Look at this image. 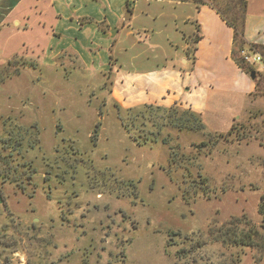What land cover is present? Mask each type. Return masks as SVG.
<instances>
[{
  "label": "rangeland",
  "instance_id": "1",
  "mask_svg": "<svg viewBox=\"0 0 264 264\" xmlns=\"http://www.w3.org/2000/svg\"><path fill=\"white\" fill-rule=\"evenodd\" d=\"M210 1L223 10L237 4L201 0ZM246 2L245 15L264 18V0ZM179 3L135 0L138 19L131 24L136 39L143 40L112 56L114 67H162L184 55L205 86L237 89L225 69L230 29L213 31L208 25L201 47L187 58L183 47L195 46L194 18L203 6ZM183 18L192 19L183 23ZM201 18L220 17L203 9ZM262 23L254 29L257 44H264ZM36 34L10 33L4 56L15 55L0 65V118L11 116L23 127L20 158L0 148V264H236L237 259V264H264L259 212L264 204V75L259 77L264 61L246 64L256 73L253 82L250 72L244 73L254 86L250 96L210 94L203 133L162 128L165 114L152 110L155 126L142 129L136 121L135 142L107 99V75L70 63L39 66L44 38L39 35L33 49L23 46ZM244 51L254 55L247 46ZM97 123L100 132L93 141ZM30 128L37 133L36 146L29 144ZM139 136L152 142L143 145ZM209 137L210 150L202 147ZM4 138L0 122V141ZM235 219L238 233L245 228L243 220L257 230L254 247L222 244ZM173 233L180 235L167 246Z\"/></svg>",
  "mask_w": 264,
  "mask_h": 264
},
{
  "label": "crops",
  "instance_id": "2",
  "mask_svg": "<svg viewBox=\"0 0 264 264\" xmlns=\"http://www.w3.org/2000/svg\"><path fill=\"white\" fill-rule=\"evenodd\" d=\"M186 1L197 0H179V4ZM134 3L135 0H0L2 36L0 65L9 64L15 55L4 56L6 40L11 37L10 33L33 32L37 33V37H34V41H27L23 46L33 49L37 46L39 35L44 38V45L37 61L39 66H63L70 63L100 75L111 71L114 76L109 97L123 110L143 105L161 107L177 105L190 109L203 118L211 93L220 91L243 97L252 94L253 85L248 84L246 75L231 59L232 49L229 59L225 61V69L231 76L229 80L236 84L237 89L229 82L231 87L228 89L216 87L218 90L214 91V85L205 86L200 75L197 79L194 78L196 69L193 68L190 72L189 61L183 58L184 55L177 59L178 63L172 59L162 67L136 66L131 71H121L112 67L110 63L112 56L131 50L143 40V37L136 39L138 36L131 24L138 19L134 18ZM202 6L198 10V17L194 19L200 27V32L205 36L196 47H201L199 43L206 38L205 29L211 24L213 26L210 29L213 31L214 28L218 31L223 28L230 29L228 45L232 46V29L221 18H201L203 9L214 12L208 6ZM189 19L192 18H183L182 21L186 23ZM173 20L177 23L180 18ZM81 21L83 23H80ZM262 22H264L262 15L247 12L243 24V39L252 52L264 56L260 52L264 51V44H257L254 38V29L260 28ZM183 38L186 40L185 35ZM187 47L188 45L183 49L186 50ZM183 53L185 54V51ZM263 75L259 74V77Z\"/></svg>",
  "mask_w": 264,
  "mask_h": 264
},
{
  "label": "trees",
  "instance_id": "3",
  "mask_svg": "<svg viewBox=\"0 0 264 264\" xmlns=\"http://www.w3.org/2000/svg\"><path fill=\"white\" fill-rule=\"evenodd\" d=\"M214 1L219 2L220 0H214ZM195 2H198V4H201V5L208 4L215 11V13L226 23V25H228L232 29L233 39H232L231 59L243 73L249 74L251 69L247 67V65L243 62L240 56L241 51H243L245 46H247L243 39V24H244V18H245V10L247 6L246 0H237V4H234L231 9L226 8V10L221 9L219 6L215 5L212 1H210L209 3H205V2H201L197 0ZM80 23H83V22L81 21ZM200 40H201L200 27L196 25L195 35L193 37L194 45L196 46ZM195 46L192 47V49L187 48V50L185 51V55L187 58H189L190 54H192V51H194V53L196 52L197 47ZM114 61L110 60L112 67L114 66V63H113ZM251 73L252 72H250V74ZM104 75H107L106 79L108 81V85L110 86V89H107V90H108V93L110 94L114 75L111 71ZM257 87H259L258 82L255 85V88ZM107 99H110V97L108 96ZM104 100H103V104L106 105ZM110 100H111V104L113 105V107L117 110L118 118H119L122 128L127 132L129 138L135 142H137L138 140L136 138L137 140L136 141L134 139V136H131V133H132L131 128L135 127L134 124L136 121L139 123L138 127L142 129H144L148 125L151 128L155 126L154 121L152 120L153 118L151 117L152 110H158V111L163 112V114H165V116L163 115L164 124L162 125V128L163 127L170 128L171 130H176L179 133L183 131H187V132L198 134V133H203L205 131V126L202 121V116L200 114H197L191 111L190 109H184V108L178 107L177 105H172L170 107L143 105L138 108L123 110L116 102H114L112 99ZM131 115L134 116V119L129 120L128 122L129 124H128L127 122H125V120L130 119ZM3 118L4 117L0 118V122L2 125V132L4 133L5 138L0 141L1 152L9 150V154L11 156L15 154L17 158H20L21 157L20 150H21V146L23 145L22 138H21L22 133H20V130H22L23 127L19 126L17 121L11 116H8L6 119H3ZM100 127H101V123H97V125L95 126L93 130V134L95 136L93 141L96 140L100 132ZM231 131H232V128L230 129L228 134H231ZM28 133L30 134L28 137L30 141L29 144L36 146L38 144L37 143V140H38L37 133L34 132L33 128H30ZM156 134L160 135L159 132ZM149 135H152V133H150ZM139 137H140L139 139L143 141V145H146L148 142H152V140L143 139L141 136ZM160 142L164 145H167L168 140L162 139L160 140ZM212 146H214V141H213V138L211 139L209 137V140L205 144H203L202 147H206V148L208 147V149L210 150V147ZM0 200L4 204L1 192H0ZM259 212L261 216L263 217V222H264V204L259 207ZM239 221L240 220L235 219L234 223H232L230 226V229H231L230 232L229 233H227V231L224 232L225 238L222 240V244L225 246H229V247L237 248V249L240 247L241 248L254 247L255 239L257 238V235H258L257 230L252 228L248 221L245 222V220H243V223H244L243 226H245V228H242V230H240L238 233L237 228H234L233 226L234 225L238 226ZM179 235L180 234H177V233L171 234L168 239L169 241H168L167 246L175 244L172 240V236L179 237ZM176 246H178V244H176ZM181 253H183V250H181L180 252H177L176 254V259H178V261L179 260L181 261L183 259ZM238 261L239 260L237 259L235 263L237 264Z\"/></svg>",
  "mask_w": 264,
  "mask_h": 264
},
{
  "label": "built area",
  "instance_id": "4",
  "mask_svg": "<svg viewBox=\"0 0 264 264\" xmlns=\"http://www.w3.org/2000/svg\"><path fill=\"white\" fill-rule=\"evenodd\" d=\"M240 56L245 64H248L250 61L252 63H260L264 60V56L254 53V55L250 57L244 50L241 51Z\"/></svg>",
  "mask_w": 264,
  "mask_h": 264
},
{
  "label": "water",
  "instance_id": "5",
  "mask_svg": "<svg viewBox=\"0 0 264 264\" xmlns=\"http://www.w3.org/2000/svg\"><path fill=\"white\" fill-rule=\"evenodd\" d=\"M249 77L252 81H254L256 79V74L252 72Z\"/></svg>",
  "mask_w": 264,
  "mask_h": 264
}]
</instances>
